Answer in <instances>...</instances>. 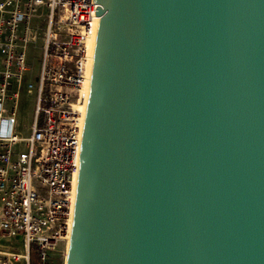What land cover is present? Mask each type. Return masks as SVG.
<instances>
[{"label": "water", "instance_id": "95a60500", "mask_svg": "<svg viewBox=\"0 0 264 264\" xmlns=\"http://www.w3.org/2000/svg\"><path fill=\"white\" fill-rule=\"evenodd\" d=\"M67 264H264V0H95Z\"/></svg>", "mask_w": 264, "mask_h": 264}, {"label": "built area", "instance_id": "2783aa9c", "mask_svg": "<svg viewBox=\"0 0 264 264\" xmlns=\"http://www.w3.org/2000/svg\"><path fill=\"white\" fill-rule=\"evenodd\" d=\"M46 10L44 14L40 11ZM95 0H0V264L57 262L72 225ZM41 67L28 48L41 24ZM35 93L26 137L16 131L21 91Z\"/></svg>", "mask_w": 264, "mask_h": 264}, {"label": "rangeland", "instance_id": "374dc122", "mask_svg": "<svg viewBox=\"0 0 264 264\" xmlns=\"http://www.w3.org/2000/svg\"><path fill=\"white\" fill-rule=\"evenodd\" d=\"M44 14L46 10L42 9L40 11ZM44 18L35 20V24H41L40 34L36 42L30 44L28 48V79L35 83V78L38 76L40 67H41V55H42V36H43V30L45 28L46 21ZM34 109H35V93H29L25 89L21 91V95L19 98V106H18V118H17V126L16 131L18 135L26 137L30 134V127L33 122L34 118ZM1 244H9L10 242H6L5 240L0 241ZM67 245H61L60 246V253L57 256V262L61 263V260L63 261L65 253H67L66 249ZM67 256V255H66ZM32 264H36L35 261H32Z\"/></svg>", "mask_w": 264, "mask_h": 264}, {"label": "bare ground", "instance_id": "6f19581e", "mask_svg": "<svg viewBox=\"0 0 264 264\" xmlns=\"http://www.w3.org/2000/svg\"><path fill=\"white\" fill-rule=\"evenodd\" d=\"M92 38V37H91ZM91 38L88 40V42H87V48H88V53H89V56H90V46H91ZM89 64H88V69H87V78H86V85H85V88H86V90H85V92H86V97H87V91H88V84H89ZM85 103H86V100H85V102L83 103V104H81L80 106H79V109L81 110V112L83 113V116H84V109H85ZM77 177V176H76ZM68 245H69V239H68V242H67V247H66V249L68 250ZM67 255V254H66Z\"/></svg>", "mask_w": 264, "mask_h": 264}]
</instances>
